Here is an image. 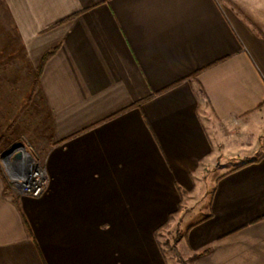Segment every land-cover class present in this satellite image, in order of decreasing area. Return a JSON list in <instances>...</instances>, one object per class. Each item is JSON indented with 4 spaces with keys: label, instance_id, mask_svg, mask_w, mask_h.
<instances>
[{
    "label": "crops",
    "instance_id": "obj_1",
    "mask_svg": "<svg viewBox=\"0 0 264 264\" xmlns=\"http://www.w3.org/2000/svg\"><path fill=\"white\" fill-rule=\"evenodd\" d=\"M52 49L49 185L0 163V264H171L175 222L189 264H264V0H0V96Z\"/></svg>",
    "mask_w": 264,
    "mask_h": 264
},
{
    "label": "rangeland",
    "instance_id": "obj_2",
    "mask_svg": "<svg viewBox=\"0 0 264 264\" xmlns=\"http://www.w3.org/2000/svg\"><path fill=\"white\" fill-rule=\"evenodd\" d=\"M36 75L37 71L35 77ZM33 87V94L27 95L20 106L14 101V95L0 96V148L2 152L0 163L2 172L6 176L8 189L11 188L7 169L3 162L6 156L14 151H21L23 148L33 160L43 166L51 144V117L35 93L37 88L35 78ZM180 236V225L177 222L170 223L159 234L164 252L171 264L172 261L175 263V258L178 262V257L173 249L174 247L178 249Z\"/></svg>",
    "mask_w": 264,
    "mask_h": 264
},
{
    "label": "built area",
    "instance_id": "obj_3",
    "mask_svg": "<svg viewBox=\"0 0 264 264\" xmlns=\"http://www.w3.org/2000/svg\"><path fill=\"white\" fill-rule=\"evenodd\" d=\"M24 149L14 151L4 159L11 190L21 196L39 198L45 194L49 178L44 166L33 160Z\"/></svg>",
    "mask_w": 264,
    "mask_h": 264
},
{
    "label": "trees",
    "instance_id": "obj_4",
    "mask_svg": "<svg viewBox=\"0 0 264 264\" xmlns=\"http://www.w3.org/2000/svg\"><path fill=\"white\" fill-rule=\"evenodd\" d=\"M55 52H56V49H52L48 53H46V55L42 58L39 66H38V69H37V75L35 77V83H36V85L39 82V78H40V76H41V74L43 72V68H44L46 62L55 54ZM180 238H181V236H180ZM180 238L178 240H180ZM173 250H174V252L176 253V255L178 257L179 264H189L187 261H185L181 257V255H180V253H179V251H178V249L176 247H174Z\"/></svg>",
    "mask_w": 264,
    "mask_h": 264
},
{
    "label": "bare ground",
    "instance_id": "obj_5",
    "mask_svg": "<svg viewBox=\"0 0 264 264\" xmlns=\"http://www.w3.org/2000/svg\"><path fill=\"white\" fill-rule=\"evenodd\" d=\"M25 158H29V156L25 155Z\"/></svg>",
    "mask_w": 264,
    "mask_h": 264
}]
</instances>
